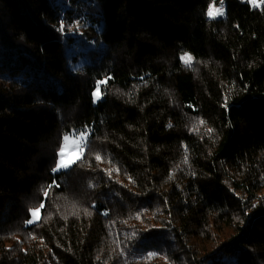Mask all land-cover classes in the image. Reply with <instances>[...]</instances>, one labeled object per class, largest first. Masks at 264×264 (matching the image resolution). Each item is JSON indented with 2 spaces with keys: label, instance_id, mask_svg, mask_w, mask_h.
Listing matches in <instances>:
<instances>
[{
  "label": "trees",
  "instance_id": "trees-1",
  "mask_svg": "<svg viewBox=\"0 0 264 264\" xmlns=\"http://www.w3.org/2000/svg\"><path fill=\"white\" fill-rule=\"evenodd\" d=\"M224 1L0 0V264H264V3Z\"/></svg>",
  "mask_w": 264,
  "mask_h": 264
},
{
  "label": "rangeland",
  "instance_id": "rangeland-1",
  "mask_svg": "<svg viewBox=\"0 0 264 264\" xmlns=\"http://www.w3.org/2000/svg\"><path fill=\"white\" fill-rule=\"evenodd\" d=\"M243 1L249 3L252 7H260L264 3V0H256V3H252L251 0H243ZM210 8L213 9L214 15L211 17L208 16L207 17L208 20H219V19H223L225 17L226 7H225V1L224 0H217V2L215 4H213L212 6H210ZM216 10H219V12H217ZM220 13H222V14H220ZM63 25H64V31L67 30L68 33H71L72 35H80L81 32H83L82 18L80 17L79 13H74V15L72 16L71 22H64ZM105 84H106V82H103V83H99V85H98L99 92H100V99L97 100L94 97V103L96 105L104 99L105 94H104L103 87ZM81 133L85 134L83 139L81 137ZM65 137H68V140L65 141V139H63V144H62V148H61V150H63L65 154L63 157H61V155H60L61 150H60L57 165L59 164L61 159H64L65 161H69L73 158L74 155L77 158L75 159L74 163L69 164V167L67 169L58 170V171L55 170V173H57V174L69 171L78 161H80L83 158L84 153H85V149L87 147V143H88L89 138H90V133L89 132H80L77 134L72 133L70 135H66ZM85 144H86V146H85ZM34 211L38 213V218L32 216V218H31L32 223H29V225L36 224L40 219V211L39 210H34Z\"/></svg>",
  "mask_w": 264,
  "mask_h": 264
},
{
  "label": "snow or ice",
  "instance_id": "snow-or-ice-1",
  "mask_svg": "<svg viewBox=\"0 0 264 264\" xmlns=\"http://www.w3.org/2000/svg\"><path fill=\"white\" fill-rule=\"evenodd\" d=\"M251 2L252 3H256V0H251ZM217 12H219V10H216ZM208 16H213L214 15V11H213V9L212 8H210L209 10H208ZM220 14H222V13H220ZM63 29V21L61 22V30ZM181 59L184 61V63L185 64H190V62H191V60H192V57L191 56H189V55H185V56H183V57H181ZM101 83H103V81L101 82ZM93 96L98 100V99H100V92H99V87H97V89L93 92ZM209 131H211V129H209ZM84 136H85V134L84 133H81V137H82V139L84 138ZM65 139V141H67L68 140V137H65L64 138ZM85 146H86V144H85ZM64 151L63 150H61V153H60V155H61V157H63L64 156ZM77 157L74 155L73 156V158L71 159V160H69V161H65L64 159H61L60 160V162H59V164L56 166V169L55 170H63V169H67L68 167H69V164L70 163H74L75 162V159H76ZM100 157H97V159H99ZM32 216L33 217H37L38 218V213L37 212H35V211H33L32 212ZM29 223H32V221L30 220L29 221Z\"/></svg>",
  "mask_w": 264,
  "mask_h": 264
}]
</instances>
